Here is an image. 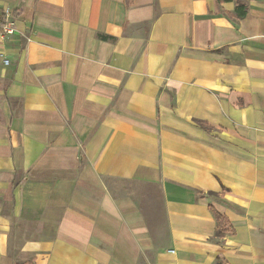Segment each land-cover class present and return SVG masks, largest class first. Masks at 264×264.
<instances>
[{
    "label": "crops",
    "instance_id": "crops-1",
    "mask_svg": "<svg viewBox=\"0 0 264 264\" xmlns=\"http://www.w3.org/2000/svg\"><path fill=\"white\" fill-rule=\"evenodd\" d=\"M4 9L0 264H264V0Z\"/></svg>",
    "mask_w": 264,
    "mask_h": 264
},
{
    "label": "built area",
    "instance_id": "built-area-1",
    "mask_svg": "<svg viewBox=\"0 0 264 264\" xmlns=\"http://www.w3.org/2000/svg\"><path fill=\"white\" fill-rule=\"evenodd\" d=\"M17 34H19V32L16 28L14 20L9 17V10L4 9L3 17L0 18V42H3L4 40ZM4 62L7 63L8 60L5 59Z\"/></svg>",
    "mask_w": 264,
    "mask_h": 264
},
{
    "label": "trees",
    "instance_id": "trees-1",
    "mask_svg": "<svg viewBox=\"0 0 264 264\" xmlns=\"http://www.w3.org/2000/svg\"><path fill=\"white\" fill-rule=\"evenodd\" d=\"M235 12H236L237 17H243L246 14V8L244 5L237 4L235 7ZM216 215L218 218H220V216L218 214H216Z\"/></svg>",
    "mask_w": 264,
    "mask_h": 264
},
{
    "label": "rangeland",
    "instance_id": "rangeland-1",
    "mask_svg": "<svg viewBox=\"0 0 264 264\" xmlns=\"http://www.w3.org/2000/svg\"><path fill=\"white\" fill-rule=\"evenodd\" d=\"M147 262L148 264H150L149 261H147V259L143 257V258H140L139 264H147Z\"/></svg>",
    "mask_w": 264,
    "mask_h": 264
}]
</instances>
